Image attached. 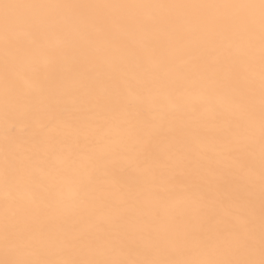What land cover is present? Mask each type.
Listing matches in <instances>:
<instances>
[{
    "label": "bare ground",
    "instance_id": "obj_1",
    "mask_svg": "<svg viewBox=\"0 0 264 264\" xmlns=\"http://www.w3.org/2000/svg\"><path fill=\"white\" fill-rule=\"evenodd\" d=\"M0 264H264L261 0H0Z\"/></svg>",
    "mask_w": 264,
    "mask_h": 264
},
{
    "label": "snow or ice",
    "instance_id": "obj_2",
    "mask_svg": "<svg viewBox=\"0 0 264 264\" xmlns=\"http://www.w3.org/2000/svg\"><path fill=\"white\" fill-rule=\"evenodd\" d=\"M261 2H262V6H264V0H261Z\"/></svg>",
    "mask_w": 264,
    "mask_h": 264
}]
</instances>
